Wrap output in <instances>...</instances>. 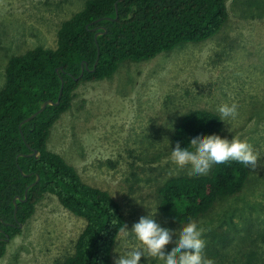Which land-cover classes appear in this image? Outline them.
Here are the masks:
<instances>
[{
    "label": "rangeland",
    "instance_id": "rangeland-1",
    "mask_svg": "<svg viewBox=\"0 0 264 264\" xmlns=\"http://www.w3.org/2000/svg\"><path fill=\"white\" fill-rule=\"evenodd\" d=\"M86 1L0 0V88L10 57L39 45L55 48L59 24ZM227 4L229 19L211 38L151 59L127 60L111 77L83 82L73 106L52 127L48 147L123 206L129 234L119 235L113 264L127 250L141 247L130 232L140 217L156 211L155 221L177 232L189 223L170 219L160 209L162 184L190 171L171 162L173 134L189 110L218 112L225 103H236L238 115L224 122L220 136L246 140L260 166L249 167L239 193L217 200L192 221L203 232L202 254L214 264H264V0ZM85 224L48 193L22 234L9 241L0 264H63ZM140 264L159 261L145 254Z\"/></svg>",
    "mask_w": 264,
    "mask_h": 264
},
{
    "label": "trees",
    "instance_id": "trees-1",
    "mask_svg": "<svg viewBox=\"0 0 264 264\" xmlns=\"http://www.w3.org/2000/svg\"><path fill=\"white\" fill-rule=\"evenodd\" d=\"M228 19L227 0H87L61 21L55 48L39 45L10 57L0 88V257L50 193L86 221L74 253L63 264H113V247L126 225L123 206L109 190L86 182L75 166L48 147L52 127L73 106L83 82L111 77L127 60H147L180 44L207 40ZM100 26L107 32L96 37ZM99 50L98 65L91 70ZM83 62L90 70L80 77ZM61 76L59 104L48 105L20 127L44 101L58 100ZM223 129L218 112L191 109L176 126L173 146L179 142L190 147L192 138L221 135ZM32 148L40 151L38 157L27 155ZM38 174L40 180L29 189L27 199L18 200L15 216L14 197L24 198ZM249 176L250 168L234 160L215 164L210 173L172 176L159 188L160 209L179 223L190 222L217 200L239 193ZM5 237L10 240L1 239Z\"/></svg>",
    "mask_w": 264,
    "mask_h": 264
},
{
    "label": "clouds",
    "instance_id": "clouds-1",
    "mask_svg": "<svg viewBox=\"0 0 264 264\" xmlns=\"http://www.w3.org/2000/svg\"><path fill=\"white\" fill-rule=\"evenodd\" d=\"M218 112L221 121L235 119L238 105L221 104ZM189 145L190 147H181L177 142L170 155L171 162L178 167L190 166L189 175L206 174L213 164H224L230 160L252 169L260 166L258 153L254 152L252 145L236 136L228 139L218 134L200 135L192 138ZM155 213L156 211L140 217L132 225L130 232L135 235L141 247L131 248L124 255L114 258V264H140L145 254L156 258L159 264H214L212 259L202 254L205 241L201 238L203 232L195 221L187 223L177 232L161 227L154 219ZM119 231L124 237L129 234L126 225ZM170 243H174V247L166 251L165 246Z\"/></svg>",
    "mask_w": 264,
    "mask_h": 264
},
{
    "label": "water",
    "instance_id": "water-1",
    "mask_svg": "<svg viewBox=\"0 0 264 264\" xmlns=\"http://www.w3.org/2000/svg\"><path fill=\"white\" fill-rule=\"evenodd\" d=\"M120 1H122V0H120ZM116 5H117V4H116ZM117 17H118V13H117ZM117 17H116V18H117ZM116 18H114V19H116ZM99 20H101V18H99L97 21H99ZM100 28H101L102 30H100V31H98V32L96 33V37H98L99 35H101V34L107 32V29H106L105 26H100ZM99 56H100V50H99V53H98V58H97V60H96V62H95V64H94V68L91 69V70H95L96 66L98 65V62H99ZM82 64H83V68H82V72H81V74H80V77H82V76L84 75V71H85L86 68L90 70V68L88 67V64H87V63L85 64V63L83 62ZM62 68H63V67L60 66V67H57L56 70L59 72V70L62 69ZM61 79H62V86H61V90H60V93H59L58 100H57V101H54L53 99H48V100L44 101V102L42 103V105L40 106V108H39L37 111H35L34 113H32V114H31L29 117H27L26 119H24V121L20 124V127L22 126L23 123L32 120L35 116H37L39 113H41L42 111H44L45 108H46L48 105L59 104V102H60V98H61V96H62V92H63V87H64V78H63L62 76H61ZM27 155H35V156L38 157V156L40 155V151H39L38 149H34V148H32V152L28 153ZM39 180H40V175L38 174L36 180H35L34 182H32V183L26 188L24 198H22L20 195H16V196L14 197L13 202H14V205H15V216H16V214H17V210H18V200H26L27 197H28V191H29V189H30L32 186H34ZM1 220H2V219H0V222H1ZM21 226H23V225H21ZM1 239H2V240H7V241H9V240H10V237H5V238H1Z\"/></svg>",
    "mask_w": 264,
    "mask_h": 264
}]
</instances>
